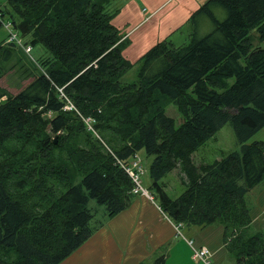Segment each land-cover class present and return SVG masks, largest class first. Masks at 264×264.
Segmentation results:
<instances>
[{
  "label": "trees",
  "instance_id": "trees-1",
  "mask_svg": "<svg viewBox=\"0 0 264 264\" xmlns=\"http://www.w3.org/2000/svg\"><path fill=\"white\" fill-rule=\"evenodd\" d=\"M110 0H5L13 27L50 55L22 62L0 42V78L16 68V93L0 86V264H59L108 217L126 209L133 182L120 163L140 150L151 187L176 223L224 227L235 264H264V233L250 232L247 194L264 178V0H205L187 44L162 40L140 58L137 78ZM75 109L64 110L66 100ZM173 102L182 121L166 113ZM51 113L50 116L46 114ZM91 117L92 129L84 118ZM229 123L239 150L212 162L193 152ZM54 139L56 141H54ZM177 170L182 192L162 179ZM159 256L153 264H163Z\"/></svg>",
  "mask_w": 264,
  "mask_h": 264
},
{
  "label": "crops",
  "instance_id": "crops-1",
  "mask_svg": "<svg viewBox=\"0 0 264 264\" xmlns=\"http://www.w3.org/2000/svg\"><path fill=\"white\" fill-rule=\"evenodd\" d=\"M174 1L156 0L147 2L134 0L136 9H140V13L148 12L140 18V21L133 27L132 31L129 29L125 33H121L114 22L115 15L120 9H118V12L117 9L111 10L115 11L111 22L120 31L125 40H129L132 35L140 38L138 48L134 46L132 50L127 45V41V46L125 45L122 51L123 56L132 65L135 61L136 63L139 62L141 56L159 41L158 32L165 23L171 20L173 27H177L185 20L180 19L179 15V11L183 7H185V14L189 15L198 9L202 3V0H177L175 6H173L172 3ZM4 4L5 0H0V8H3ZM108 6L109 8L116 6L121 8L123 4L118 1H115V3L109 1ZM0 27L2 26L0 25ZM130 31L131 33H129ZM5 32L7 33L6 30ZM5 37L0 42H4ZM24 42L28 43V39L24 40ZM33 49L34 46H31L30 53ZM134 51L139 53L135 55ZM23 53L26 54L24 51ZM31 58L36 59L32 56ZM22 62L28 61L22 59ZM4 76L17 78L12 84V87L17 88V91L26 82L19 81V73L16 68L8 70L1 78ZM5 89L9 91L7 88ZM193 154H196V151ZM193 154L194 162L207 163V161H198L193 157ZM175 171L178 174V171ZM147 193L151 195L148 190ZM132 196L127 208L118 214L108 217L105 212L101 218H95L94 221H100L101 225L92 232L89 239L59 264H153L159 256L164 257L163 264H204L193 257V248L200 246H206L210 250L212 254L210 258L211 264H225L227 260H229V264H235L234 258L227 252L223 242L224 227L222 224L183 226L181 223L182 225L178 226L180 223H176L164 213L158 201H153V197L150 200L147 194L144 193ZM254 199L258 203L262 202L257 197H254ZM261 205L262 211L257 210L255 214L250 211L252 216L251 225L256 224L257 220H261L264 223V219H261L264 216V203ZM181 230H184L186 234H183Z\"/></svg>",
  "mask_w": 264,
  "mask_h": 264
},
{
  "label": "rangeland",
  "instance_id": "rangeland-1",
  "mask_svg": "<svg viewBox=\"0 0 264 264\" xmlns=\"http://www.w3.org/2000/svg\"><path fill=\"white\" fill-rule=\"evenodd\" d=\"M110 1H112L113 3H115V1H118V2H121L123 4V6L121 8H120V6L109 8L110 10L117 9V12H118V9H120L119 12L115 15L114 22L117 25L118 29L121 31V33H125L129 29H131V31H132L133 27L140 21V18H142L144 16V14H146L148 12V11H146L145 13H140V9H136V6L134 4V0H110ZM141 1H147L148 2V1H156V0H141ZM204 1L205 0H202V2H204ZM176 2H177V0H175L172 3V5L175 6ZM184 8L185 7H183L179 11V15L181 17L180 19H185V20L182 21L177 27H173V25L170 22L171 20L168 21L167 23H165L160 28V31L158 32L159 41H162L165 39L170 40L176 46L185 45L188 43L189 38H190L189 37L190 32H191V24L189 21V17L191 16L192 13H190L189 15H186L184 12ZM9 16H10L9 14L5 15L6 18L10 19ZM131 31L129 33H131ZM18 35L20 37L24 38V40L30 38L29 35L28 36H22L19 33V31H18ZM251 35H252L253 46L264 47V41H259L256 38V31L255 30L251 31ZM4 37H5V39L7 38V33L5 32V29L3 27H0V41H2ZM139 39L140 38L134 37L132 35L129 37V40H127L128 41L127 45L130 46L132 48V50H133L134 46H135V48H138ZM20 48L21 47H19V46L15 47L16 53L20 57H22V59H25L30 63H33V58H31V56L35 57L37 59V58L42 57V56L47 57V55H50L49 51L41 44L34 45V49L30 53V56L27 54H24L22 51L23 49L21 48L22 49L21 50ZM36 50H38V52H36ZM39 50H40V52H39ZM131 52H133V51H131ZM138 53H139L138 51H134L135 55H137ZM135 63H136V61L134 62V64ZM134 64L132 66H134ZM141 64H142V60L140 61V59H139V62H137L133 68H130L127 72H125V74L122 76L121 80L124 82L135 81L137 78L138 71H139L140 67L142 66ZM16 79L17 78L13 77V76H11L9 78L7 76H4L0 79V85L7 88L11 93L12 92L15 93L17 91V88L12 87V84H14ZM166 113L174 119L176 126H178L180 124V122L182 121V118H181L179 112L177 111L176 106L173 102H171L167 105ZM46 115L50 116L51 113L46 114ZM254 140H262L264 142V127L261 128L260 130H258L248 140V142H252ZM230 150H239V144L236 141V138H235V135H234V132L232 130L231 125L229 123H226L205 144H203L202 146H200L199 149L196 150V154H193V157L196 158L198 161L212 162L214 160L219 159V157H221V155L224 152H227ZM138 157L140 158L141 163L143 165V169H144V172L140 177L141 182H142V186L144 188H146L152 194L153 198L155 199V200L153 199V201L157 202L158 201L157 197L154 194L155 189H153L150 186L151 185V179L149 178V175H148V166L152 160V157L146 156L145 152L142 150L139 151ZM132 159H133V157L130 159V162ZM162 184H164L165 190L172 197H177L182 192L181 190L183 189V185L181 183V180H180V178H179V176L175 170L169 172L165 177H163ZM135 195H137V194H135ZM135 195H133V196H135ZM254 197L259 198L262 202L258 203L254 199ZM149 199L151 200V197H149ZM247 201H248V205L250 206V211H252V213L255 214L257 212V210L262 209L261 204L264 203V178L258 185L254 186L252 188L251 192H248ZM89 206L94 210V213H95L93 221L95 220V218H101L104 215V213L106 212L104 205L97 203L94 199H90ZM263 211H264V209H263ZM261 219H264V216H262ZM181 225H182L181 223L178 224V226H181ZM183 226H189V225L183 224ZM181 231L183 234H186L184 230H181ZM258 231H261L264 233V223L261 220L260 221L257 220V223L252 224L251 228H250V232H252V233L258 232ZM225 264H229V260H227Z\"/></svg>",
  "mask_w": 264,
  "mask_h": 264
},
{
  "label": "built area",
  "instance_id": "built-area-1",
  "mask_svg": "<svg viewBox=\"0 0 264 264\" xmlns=\"http://www.w3.org/2000/svg\"><path fill=\"white\" fill-rule=\"evenodd\" d=\"M0 23L1 25L6 29L7 31V43H14L17 46L21 47L25 53H29L31 50V46L28 44H25L23 42L22 37L18 35V31L15 30L12 26V22L9 19H4L1 11H0ZM59 95L63 99L66 100V104H64L63 109L64 110H71L75 109L73 103L67 98V96L63 93L62 89L59 88ZM84 121L87 125V128L92 129V121L93 119L91 117H86L84 118ZM125 171L127 174L131 177L132 182L135 184L134 189L132 190V193L137 194V193H144L147 194L146 190L143 189L140 185L141 183V175L144 172V169L140 163V160L135 156L134 159L130 162L127 163L124 166ZM148 197H152L151 195H147ZM209 251L206 248H201L198 251H195V257L198 258L199 260H202L204 262H207V258L209 256Z\"/></svg>",
  "mask_w": 264,
  "mask_h": 264
},
{
  "label": "bare ground",
  "instance_id": "bare-ground-1",
  "mask_svg": "<svg viewBox=\"0 0 264 264\" xmlns=\"http://www.w3.org/2000/svg\"><path fill=\"white\" fill-rule=\"evenodd\" d=\"M120 165H121V167L124 169V166L126 165L125 163L124 164H122V163H120ZM125 170V169H124ZM140 185H141V187L143 188V189H145L143 186H142V182L140 183ZM134 186H135V184L133 183V186H132V189H131V191L134 189ZM151 199H152V197H151ZM201 248H206V249H208L206 246H200V247H195V248H193V257L195 258V259H197V260H199L198 258H196L195 257V251H198L199 249H201ZM208 251H209V256H208V258H207V262H204V261H202V260H200V261H202L204 264H211V252H210V250L208 249Z\"/></svg>",
  "mask_w": 264,
  "mask_h": 264
},
{
  "label": "water",
  "instance_id": "water-1",
  "mask_svg": "<svg viewBox=\"0 0 264 264\" xmlns=\"http://www.w3.org/2000/svg\"><path fill=\"white\" fill-rule=\"evenodd\" d=\"M54 141H56V140L54 139Z\"/></svg>",
  "mask_w": 264,
  "mask_h": 264
}]
</instances>
